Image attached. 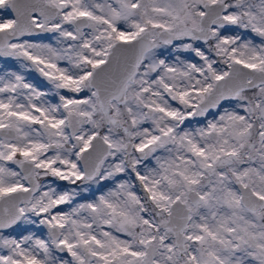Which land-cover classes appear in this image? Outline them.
<instances>
[{
    "label": "snow or ice",
    "instance_id": "obj_1",
    "mask_svg": "<svg viewBox=\"0 0 264 264\" xmlns=\"http://www.w3.org/2000/svg\"><path fill=\"white\" fill-rule=\"evenodd\" d=\"M0 58V264H264V0H0Z\"/></svg>",
    "mask_w": 264,
    "mask_h": 264
},
{
    "label": "rangeland",
    "instance_id": "obj_2",
    "mask_svg": "<svg viewBox=\"0 0 264 264\" xmlns=\"http://www.w3.org/2000/svg\"><path fill=\"white\" fill-rule=\"evenodd\" d=\"M4 16H5V18H8V14H7V13H5ZM167 51L173 53V55H170V56L168 57L169 60L174 59L175 55H181V57H182L183 59H196V58L194 57V55L191 54V53H176V52L173 51V49H172L171 47H170ZM6 65L9 66V67L15 68V69H19V64H18L17 61L12 60V59H8V58H0V68L5 67ZM27 77H28V79H29L30 81H32L33 83L37 84V86H39V87H41V88H45V89H46V88L49 87L48 84H47V82L44 81L43 78L40 77L39 74L36 73V72H34V71L28 73V74H27ZM85 94H87V93H85ZM49 99H50L53 103L58 102V98H57V97L50 96ZM230 106H231V105H225V107H230ZM200 123H201V124L204 123V120L201 119V120H200ZM145 126H147V125H145ZM192 126H197V125H196V121H193ZM51 179H52V178H48V180H51ZM45 182H47V180H46ZM55 183H57V184H58L60 187H62V188H67V187H69V185L67 184V182L56 181ZM97 187H98V186L93 185V188H97ZM109 187H112V184H111V183L104 184L102 187H100V191L107 190V188H109ZM137 190H139V189H138V186H137ZM96 194L98 195L99 192H96ZM82 198L92 199V198H94V197L92 196L91 193H86V194H84V197H82ZM78 202H79V201H78ZM64 210H67V209L65 208ZM25 229H26V230H22V229H20V228H16V229H13V230H9L6 234H11V235H21V234H26L27 231H33V232H35L37 235H41V236L46 235V230L43 229L42 227H36V226H25Z\"/></svg>",
    "mask_w": 264,
    "mask_h": 264
}]
</instances>
